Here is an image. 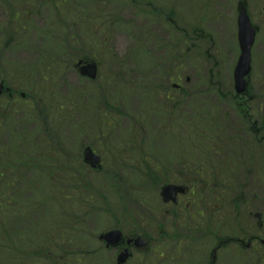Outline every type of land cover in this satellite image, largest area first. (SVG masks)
Segmentation results:
<instances>
[{
	"label": "rangeland",
	"instance_id": "1",
	"mask_svg": "<svg viewBox=\"0 0 264 264\" xmlns=\"http://www.w3.org/2000/svg\"><path fill=\"white\" fill-rule=\"evenodd\" d=\"M57 1L58 5L54 0H0V80L7 79L11 88L36 102L66 104L75 114L63 127L67 154L71 155L74 145L78 147L75 163L64 157L56 142V146L43 143L40 149L39 135L43 134L38 132V122L24 120L27 104L19 99L20 103L9 102L14 109L11 120L2 115L0 121V222L5 221L0 264L8 258L7 242L22 248L38 235L53 240L66 235L75 240L77 234L67 230L66 223L84 225L97 236L114 228L124 233L143 231L152 241L157 239L158 224L167 235L178 233L175 252L168 237L151 244L149 257L156 256L152 264L184 261L189 231L222 228L224 238L243 236L257 222L253 215L264 213V142L257 147L252 144L234 100L240 0ZM246 1L252 23L259 28L250 92L253 118L260 122L264 114V0ZM152 9L161 13L152 15ZM168 16H172L171 24L165 21ZM90 57L100 65L96 82L81 78L73 68L79 59ZM175 84L182 91L174 89ZM6 102L0 100V105ZM7 120L13 124L11 131ZM90 145L102 158L100 172L83 168V159L78 158ZM208 154L214 165L210 171L215 172L206 171L209 166L200 172L196 168L208 165ZM41 155L46 165L44 183L41 174L25 169L26 162L37 161ZM11 159V168H5L2 164ZM156 174L170 182L152 183L149 175ZM47 175L52 184L46 182ZM88 183L95 196L92 206L97 208L93 214L90 201L86 202L91 191L83 185ZM165 183L178 185L183 190L181 201L193 205L176 217L168 214L158 219L159 212H168L170 207L159 195ZM240 184L245 189L240 190ZM225 186L247 197L241 211H235L229 205L231 198L222 195L220 188ZM44 192L49 194L43 202ZM71 194L75 203L85 206L78 209L79 219L65 217L66 198ZM125 206L123 220L128 222L116 225L113 216ZM22 208H26L24 213H14ZM221 214L230 229H223ZM235 223L239 226L233 227ZM83 248L79 264H90V253L97 247L88 241ZM263 253L251 251L249 261L263 264ZM241 254L239 248L229 247L222 252L221 264H244ZM141 257L128 264H137ZM103 258L102 254L97 262Z\"/></svg>",
	"mask_w": 264,
	"mask_h": 264
},
{
	"label": "trees",
	"instance_id": "2",
	"mask_svg": "<svg viewBox=\"0 0 264 264\" xmlns=\"http://www.w3.org/2000/svg\"><path fill=\"white\" fill-rule=\"evenodd\" d=\"M58 52H60V50H56V54ZM58 56H61V55H58ZM32 101L33 102L35 101L34 98H32ZM37 105L38 106L36 110L35 111L32 110L31 112L33 113L29 114L27 119L31 121L33 119H36V121L41 120V127H42L41 131L43 130L46 134L45 142L47 143V145L52 144L56 146V143H57V145L62 146L63 142L61 139V133L63 132L65 121L67 119H70V117L75 114L71 112L66 106V104L64 103L57 102L56 105H53V104H49L48 100L47 101L45 100V104L43 103V106H44L43 107L38 99ZM62 111L69 112L71 116H67L66 113H62ZM238 111L241 116L244 115L240 107L238 108ZM62 119L64 122H61ZM207 157H208L207 158L208 165H204V166L193 160L195 164L200 165L201 168H196L200 172H204V167L209 166L208 168H206V171H210V168L214 167V165H211V163H209L210 154H208ZM77 162H78V159H77ZM146 170L148 171V168H146ZM210 172H215V171L212 170ZM46 178H47L48 183L50 184L53 183L50 175H47ZM163 178H166V177L149 175L150 181L155 184H158V182L162 181ZM72 182L79 183L80 181L73 180ZM83 185H86L85 188L91 191V195L89 194V196L86 198V202L90 201V212L93 214L94 211H97V208L92 206V199L95 196L92 193V189L89 183L83 184ZM239 187H240L239 189L243 188L242 184H240ZM234 189L235 188L233 187L225 186L221 188L220 190L222 191V195H224V197L234 198V197H237V195L234 193ZM74 192L72 193L76 197ZM44 194H45V198L43 202L45 201L49 192H44ZM73 195L71 194L66 198L65 217L66 216L68 217L69 215L74 219L76 218L79 219L80 211H78V209L85 208V206L82 203H75V198ZM119 201L120 203H123L125 202V199L119 198ZM43 202H41V204ZM233 205H236L235 202H233ZM29 209H30V206H28V210ZM25 211H26V208H22L21 210H15L14 213L15 214L24 213ZM102 211L107 212V210L105 211L99 210L98 212L102 214ZM118 212H121V210ZM7 213L9 215L11 214V212H7ZM126 213H127V209L125 206L124 210L121 213L117 214V216H113V219L115 220L117 225L122 223V221L128 222L127 219L123 220V218H125ZM137 216L139 218L138 212H137ZM149 218L151 219L153 218L152 213L149 214ZM2 225H5L3 221L2 223H0V232L2 230ZM65 226L67 230L77 234V237L75 238V240H69V238L66 235H59L58 237H55L54 240L47 239L43 237L42 235L33 236L31 240L27 242V244H25L26 246H24L25 247L24 249H21L19 247L18 248L12 247V249L8 248L7 249L8 258L4 261L3 264H25V263L52 264V261H54L53 264H79L83 260V258H80V256L84 252L83 246L88 241H90L91 246L94 245L97 247L96 250L90 253V264H112L110 260L106 257V255L104 254L103 250L101 249V246L99 245L97 241V237H98L97 235H92L91 232L89 233L88 230H85L84 225L76 226V223H72V224L66 223ZM94 238L96 240L95 242H94ZM7 243L9 246L12 245L11 242H7ZM53 246H56L57 248H53ZM73 247H77V249L79 248L80 253L78 254L77 251L75 250L76 248H73ZM69 252L71 253L69 254ZM102 254L104 255V258L98 263L97 259Z\"/></svg>",
	"mask_w": 264,
	"mask_h": 264
},
{
	"label": "flooded vegetation",
	"instance_id": "3",
	"mask_svg": "<svg viewBox=\"0 0 264 264\" xmlns=\"http://www.w3.org/2000/svg\"><path fill=\"white\" fill-rule=\"evenodd\" d=\"M3 82L5 84V90L0 97L5 98L7 101H14L20 92L10 88L5 81ZM189 207L190 205L187 206V209ZM254 231L256 232L254 233ZM219 232H221V235H218ZM242 235H233V237L224 240L222 231L218 229L215 231L209 229L189 231V235L186 238L188 244L184 251L187 258L180 264H221L224 241L227 243L231 241L233 249L240 248L242 251L241 257L245 261L244 264H260L255 261H249L248 256L251 254V251L255 254L264 250V213L261 219H257L256 224L253 222L251 227L243 232ZM171 247L173 248V252H175L174 244ZM172 260H174V256H172Z\"/></svg>",
	"mask_w": 264,
	"mask_h": 264
},
{
	"label": "water",
	"instance_id": "4",
	"mask_svg": "<svg viewBox=\"0 0 264 264\" xmlns=\"http://www.w3.org/2000/svg\"><path fill=\"white\" fill-rule=\"evenodd\" d=\"M238 28L241 56L235 69L234 80L237 93L243 94L248 90L246 77H248L251 73V51L254 46L257 31L252 27L250 18L245 8L240 9ZM79 65H81V63ZM80 71L83 76L89 77L91 79H95L97 76V67L95 64L88 65L82 68ZM2 90L3 85L0 86V93L2 92ZM85 161L91 164V166L96 169L97 165L100 162V159L93 155L90 149H88L85 154ZM174 191H176V187L168 186L164 189V196L167 199H171L174 197ZM101 239L106 243L108 247H116L123 242V236L119 231L107 233L103 235ZM123 257L127 258V255ZM124 261L125 259H120V263Z\"/></svg>",
	"mask_w": 264,
	"mask_h": 264
}]
</instances>
